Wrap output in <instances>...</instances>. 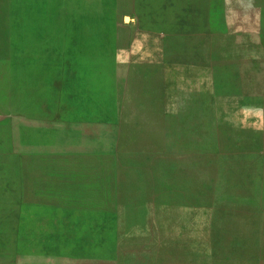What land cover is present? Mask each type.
I'll list each match as a JSON object with an SVG mask.
<instances>
[{
  "label": "rangeland",
  "instance_id": "rangeland-1",
  "mask_svg": "<svg viewBox=\"0 0 264 264\" xmlns=\"http://www.w3.org/2000/svg\"><path fill=\"white\" fill-rule=\"evenodd\" d=\"M60 259L264 264V0H0V264Z\"/></svg>",
  "mask_w": 264,
  "mask_h": 264
},
{
  "label": "crops",
  "instance_id": "crops-1",
  "mask_svg": "<svg viewBox=\"0 0 264 264\" xmlns=\"http://www.w3.org/2000/svg\"><path fill=\"white\" fill-rule=\"evenodd\" d=\"M43 260V259H40V261ZM63 259H60V260H57L56 263H54V261H48L47 263V260L44 261V263H40V264H112V262H115V260L113 259H99V260H95V261H88L90 263H72L71 261L69 262L68 260H63ZM74 262H78V261H74ZM79 262H82V261H79ZM3 264H6V263H3Z\"/></svg>",
  "mask_w": 264,
  "mask_h": 264
}]
</instances>
